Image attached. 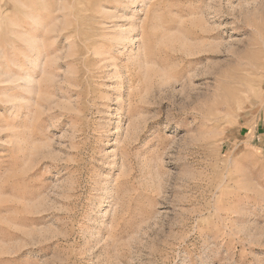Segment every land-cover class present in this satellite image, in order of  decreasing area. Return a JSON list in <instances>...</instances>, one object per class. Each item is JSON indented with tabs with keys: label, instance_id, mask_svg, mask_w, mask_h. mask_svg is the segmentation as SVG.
<instances>
[{
	"label": "rangeland",
	"instance_id": "374dc122",
	"mask_svg": "<svg viewBox=\"0 0 264 264\" xmlns=\"http://www.w3.org/2000/svg\"><path fill=\"white\" fill-rule=\"evenodd\" d=\"M0 264H264V0H0Z\"/></svg>",
	"mask_w": 264,
	"mask_h": 264
}]
</instances>
